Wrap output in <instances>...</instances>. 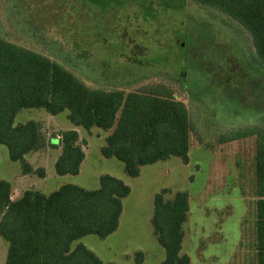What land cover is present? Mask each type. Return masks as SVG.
I'll return each mask as SVG.
<instances>
[{
	"label": "rangeland",
	"instance_id": "rangeland-1",
	"mask_svg": "<svg viewBox=\"0 0 264 264\" xmlns=\"http://www.w3.org/2000/svg\"><path fill=\"white\" fill-rule=\"evenodd\" d=\"M201 21L219 36L213 43L198 37ZM0 37L50 57L92 89L166 86L187 106L192 126L189 163L171 157L141 167L135 178L123 162L102 154L112 130L76 126L86 158L78 175L60 176L61 148L51 139L57 144L54 138L74 126L68 111L22 109L15 124L38 121L48 143L26 156L29 174L0 143V180L12 184L13 199L27 189L50 194L65 184L92 190L102 175L115 176L131 188L118 229L73 246L83 243L105 264H138L139 252L143 264H161L154 197L185 191L190 209L182 253L191 263L257 264L255 156L257 133H264V67L249 66L255 51L245 28L189 0H0ZM41 168L48 175L41 177ZM7 249L0 236V264Z\"/></svg>",
	"mask_w": 264,
	"mask_h": 264
},
{
	"label": "trees",
	"instance_id": "trees-1",
	"mask_svg": "<svg viewBox=\"0 0 264 264\" xmlns=\"http://www.w3.org/2000/svg\"><path fill=\"white\" fill-rule=\"evenodd\" d=\"M189 1L245 28L255 51L249 66L264 67V0ZM199 24V38L213 43L219 37L210 27L209 31V22ZM25 108H41L52 115L68 111L67 118L74 126L112 130L102 154L123 162L133 178L140 175L141 167L171 157L186 164L190 161L189 110L166 86L128 92L92 89L50 57L0 37V143L8 148L12 161L21 163L23 173L29 174L33 167L26 156L43 149L48 140L36 120L15 124L17 114ZM58 141L61 153L56 173L78 175L86 157L78 131H63ZM255 160L257 264H264L263 132L257 133ZM37 172L45 177L44 168ZM99 182L92 190L75 184H65L50 194L27 189L13 199L12 184L0 180V236L8 243L5 264H105L83 243L73 244L87 235L105 239L113 234L120 225L123 199L131 188L109 174L102 175ZM165 192L155 195L151 219L157 240L165 249L161 264H192L189 255L182 253L189 194L178 191L166 199ZM136 261L143 264L142 252L137 253Z\"/></svg>",
	"mask_w": 264,
	"mask_h": 264
},
{
	"label": "crops",
	"instance_id": "crops-1",
	"mask_svg": "<svg viewBox=\"0 0 264 264\" xmlns=\"http://www.w3.org/2000/svg\"><path fill=\"white\" fill-rule=\"evenodd\" d=\"M72 128H77L76 126H73ZM72 128H70V129H72ZM77 130V129H76ZM58 138H59V136L58 137H56V138H54V139H56L57 141H58ZM52 140V139H51ZM52 144H54V145H59V141H58V143L57 144H55V143H53V142H51ZM86 158V157H85ZM83 164V163H82ZM56 170V169H55ZM46 175H48V171L46 170ZM47 177V176H46ZM19 197V196H18ZM13 198V197H12Z\"/></svg>",
	"mask_w": 264,
	"mask_h": 264
}]
</instances>
